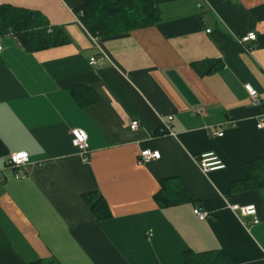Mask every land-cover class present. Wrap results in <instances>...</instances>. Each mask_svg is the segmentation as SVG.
Wrapping results in <instances>:
<instances>
[{
	"label": "crops",
	"instance_id": "obj_1",
	"mask_svg": "<svg viewBox=\"0 0 264 264\" xmlns=\"http://www.w3.org/2000/svg\"><path fill=\"white\" fill-rule=\"evenodd\" d=\"M83 1L0 0L61 33L36 50L0 34V264H185L188 250L264 264V0H167L153 24L103 37L74 11ZM72 128L88 134L87 161ZM143 149L160 157L140 162ZM202 153L225 166L203 172ZM162 183L174 203L156 200Z\"/></svg>",
	"mask_w": 264,
	"mask_h": 264
},
{
	"label": "trees",
	"instance_id": "obj_2",
	"mask_svg": "<svg viewBox=\"0 0 264 264\" xmlns=\"http://www.w3.org/2000/svg\"><path fill=\"white\" fill-rule=\"evenodd\" d=\"M167 0H84L74 8L81 13V20L87 29L97 36L120 34L133 28L151 25L161 15L159 4ZM35 11L23 10L12 5L0 6V34L13 32L28 50L45 48L61 42L59 30H50ZM253 163L247 165L251 169ZM251 166V167H250ZM162 188L156 194L160 204L174 203L177 198L165 194ZM99 218L109 216V208L103 199L93 204ZM185 264H234L221 250L185 253Z\"/></svg>",
	"mask_w": 264,
	"mask_h": 264
},
{
	"label": "built area",
	"instance_id": "obj_3",
	"mask_svg": "<svg viewBox=\"0 0 264 264\" xmlns=\"http://www.w3.org/2000/svg\"><path fill=\"white\" fill-rule=\"evenodd\" d=\"M252 39L253 40L256 39L255 32H250L247 35L239 38L238 40L241 44H243L245 41L252 40ZM93 40H94V43L97 45V47L100 49L101 53H104V51L101 49L95 37L93 38ZM0 49H1V45H0ZM95 61H96L95 56L90 58V63L93 64L95 63ZM245 89L248 92L252 100V103L258 105L260 103V97H259V93L257 89H255L250 84H245ZM197 112L199 114H203L205 112V108L199 107ZM169 118H172V117L170 116ZM138 125H139L138 120H132L130 122V127L132 129H136ZM165 126L167 127L168 130H170L168 124ZM257 127L264 132V112L258 116ZM208 130L210 132V135L212 136H222L223 135V132L219 130V127L217 125L208 127ZM70 134H71L72 144L76 148H78L83 159L87 161L88 152L90 150L87 132L81 128H72L70 130ZM159 157H160V152L158 150L143 149L140 151L138 159L140 162H147L152 159H157ZM29 159L30 158H29V154L27 151L19 150V151H12L10 153L8 157V165L15 169L16 177L20 178L24 176L23 167L29 162ZM195 160L203 172H208L213 169L223 168L225 166L222 160L214 153H202L198 155L197 157H195ZM230 207L233 211H236L237 209H241L243 214L247 216L256 214V208L253 205L240 206L238 204H232L230 205ZM194 212L200 219H204L207 216V212L200 208H195ZM250 221L255 222L256 217H254Z\"/></svg>",
	"mask_w": 264,
	"mask_h": 264
}]
</instances>
